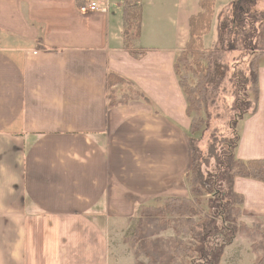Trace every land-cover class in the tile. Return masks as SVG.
<instances>
[{
	"label": "crops",
	"instance_id": "obj_1",
	"mask_svg": "<svg viewBox=\"0 0 264 264\" xmlns=\"http://www.w3.org/2000/svg\"><path fill=\"white\" fill-rule=\"evenodd\" d=\"M90 1L0 0V264H112L111 239L138 206L189 196L190 117L174 62L199 0H139L138 35L123 23L132 0L82 11ZM126 37L152 50L134 57ZM258 66L242 161L264 159V58ZM109 74L134 89L116 86L123 104H108ZM233 185L240 220L264 219V183Z\"/></svg>",
	"mask_w": 264,
	"mask_h": 264
},
{
	"label": "trees",
	"instance_id": "obj_2",
	"mask_svg": "<svg viewBox=\"0 0 264 264\" xmlns=\"http://www.w3.org/2000/svg\"><path fill=\"white\" fill-rule=\"evenodd\" d=\"M227 9V10H226ZM139 0L123 8L124 26L139 34ZM211 40L204 46V35ZM125 48L134 57L151 51L135 48L125 38ZM247 52L245 65L231 80L234 118L225 122L226 132L211 128L209 106L228 75L222 54ZM264 58V0H228L217 6L214 0H199L198 11L188 22V37L174 62L178 83L190 117L189 171L185 181L189 196L158 198L141 205L134 226L125 241L132 249L134 264H219L224 249L236 234H244L255 260L264 264L263 219L246 224L240 220L243 197L234 190L236 177L264 183V159L242 161L234 150L239 136L234 123L256 111L258 62ZM108 88L115 82H130L117 74L107 76ZM241 91V95L239 94ZM134 97H143L135 91ZM128 95L108 93L110 106L123 104ZM207 137L204 138V135ZM202 143V145L200 144ZM203 197H206L203 205Z\"/></svg>",
	"mask_w": 264,
	"mask_h": 264
},
{
	"label": "rangeland",
	"instance_id": "obj_3",
	"mask_svg": "<svg viewBox=\"0 0 264 264\" xmlns=\"http://www.w3.org/2000/svg\"><path fill=\"white\" fill-rule=\"evenodd\" d=\"M226 3L228 0H225ZM224 2L223 0H220V3ZM217 6H220L217 4ZM227 10V9H226ZM211 40V34L210 31L207 32L204 35V46L208 45ZM247 52H230L226 54H222L221 58L222 61L227 64L228 66V75L224 79V81L221 83L219 88L215 92V96L213 99L212 104L209 106V111L212 118L211 121V128H215L219 130V133L226 132V129L224 127L225 122L232 118H234V114L232 113V110L234 108V105H232V90L233 86L231 83V80L227 79L230 76H233V73H236L239 71L246 63L248 59ZM117 85H120V87H123V91L129 92L130 95L133 94L134 89L126 84L125 82H115L112 83V86L109 88L110 90H114ZM122 91V90H121ZM239 94L241 95V91H239ZM116 95V92H115ZM116 97H119V95H116ZM246 117L243 116L238 120H235L234 125L236 132L238 136H240V132L242 131V121ZM207 137V134L204 135V140ZM239 142V139H238ZM202 145V143H200ZM238 144V143H237ZM187 186V185H186ZM189 194V193H188ZM206 197H203V205L205 203ZM140 207V206H139ZM138 207V208H139ZM138 208L134 211L133 215L129 219L127 223H123L120 225V232L118 234H114L115 239H111V244L113 245V262H115V257H118L120 259L121 264H133V260L131 257L132 249L130 248L129 244L125 241V237L128 236L131 232L132 227L135 223V218H137L138 215ZM263 219V218H262ZM264 220V219H263ZM249 222V220L247 221ZM251 223V222H249ZM250 225V224H249ZM261 229H264V224L260 225ZM249 239L244 234H236L235 237L232 238L231 242L226 245L225 255L221 256L220 262L221 264H251L255 260V254L251 252L250 246H249ZM116 247L119 249L118 251L115 250ZM115 254H118L117 256Z\"/></svg>",
	"mask_w": 264,
	"mask_h": 264
},
{
	"label": "built area",
	"instance_id": "obj_4",
	"mask_svg": "<svg viewBox=\"0 0 264 264\" xmlns=\"http://www.w3.org/2000/svg\"><path fill=\"white\" fill-rule=\"evenodd\" d=\"M107 9V3L105 0H91L87 5L81 8L82 11L95 12L100 11L104 12Z\"/></svg>",
	"mask_w": 264,
	"mask_h": 264
}]
</instances>
